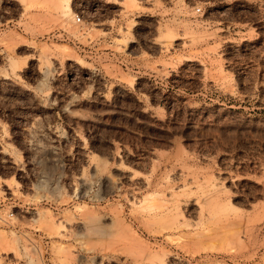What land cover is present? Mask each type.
Listing matches in <instances>:
<instances>
[{
  "label": "rangeland",
  "instance_id": "obj_1",
  "mask_svg": "<svg viewBox=\"0 0 264 264\" xmlns=\"http://www.w3.org/2000/svg\"><path fill=\"white\" fill-rule=\"evenodd\" d=\"M0 264H264V0H0Z\"/></svg>",
  "mask_w": 264,
  "mask_h": 264
},
{
  "label": "built area",
  "instance_id": "obj_2",
  "mask_svg": "<svg viewBox=\"0 0 264 264\" xmlns=\"http://www.w3.org/2000/svg\"><path fill=\"white\" fill-rule=\"evenodd\" d=\"M75 20H76V22H80L81 21L80 17H78V16L75 17Z\"/></svg>",
  "mask_w": 264,
  "mask_h": 264
},
{
  "label": "bare ground",
  "instance_id": "obj_3",
  "mask_svg": "<svg viewBox=\"0 0 264 264\" xmlns=\"http://www.w3.org/2000/svg\"><path fill=\"white\" fill-rule=\"evenodd\" d=\"M66 8H67V12H70V8H69V5H67V7H66Z\"/></svg>",
  "mask_w": 264,
  "mask_h": 264
}]
</instances>
